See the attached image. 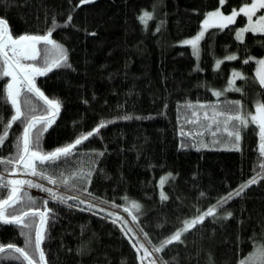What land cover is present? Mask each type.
Segmentation results:
<instances>
[{
  "label": "trees",
  "instance_id": "obj_1",
  "mask_svg": "<svg viewBox=\"0 0 264 264\" xmlns=\"http://www.w3.org/2000/svg\"><path fill=\"white\" fill-rule=\"evenodd\" d=\"M242 5V0H225L222 6L219 0H0V19L14 39L46 35L55 20L52 39L67 54L69 66L53 68L34 82L45 97L60 104L40 137V150L52 152L108 122L67 159L38 165L57 180L55 185L30 175L23 164L0 163L5 183L31 180L57 195L85 201L61 203L40 188L22 186L21 195L35 200V207L44 210L48 202L41 245L46 264H246L264 241V155L258 127L242 128L238 142L224 132L223 124L215 136L200 128L210 123L203 119L205 111H234L230 102L239 101L241 112L250 113L258 102L264 103V88L256 78L257 60L264 58V34L248 32L237 39L236 32L246 24L240 16L232 25L207 31L200 58L181 44L199 32L209 12L221 7L229 13ZM146 12L151 18L142 22ZM46 47L39 44L38 49ZM32 63L40 66L43 60ZM233 72L244 77L237 80L241 91L225 93ZM10 80L0 78V121L15 114L5 91ZM25 98L36 115L46 111L43 101L27 92L21 93L22 111H28ZM224 102L229 105L219 107ZM193 111L203 122L188 123L195 119ZM8 131L0 161L17 155L23 125L13 123ZM89 171L90 182L71 178ZM22 175L31 178H18ZM253 177L256 182L249 185ZM242 184L247 187L235 195ZM0 194L6 198L7 189L0 188ZM225 197L214 216L184 231L180 241L164 243L185 221ZM132 202L140 205L138 212L130 208ZM89 203L94 207L87 208ZM15 207H25V202ZM37 227L38 217L31 229L0 221V245L28 247L21 233L30 231L34 240ZM145 249L150 253L146 257ZM0 264L21 261L0 253Z\"/></svg>",
  "mask_w": 264,
  "mask_h": 264
},
{
  "label": "snow or ice",
  "instance_id": "obj_2",
  "mask_svg": "<svg viewBox=\"0 0 264 264\" xmlns=\"http://www.w3.org/2000/svg\"><path fill=\"white\" fill-rule=\"evenodd\" d=\"M90 2V0H81V3ZM222 6L225 0H219ZM243 7L239 10H233L230 15H223L219 10L209 12L207 18L203 21V26L205 30L208 27H215L223 29L229 24L234 23L237 15L243 14L247 17L248 26L241 28L236 32L237 39H241L243 33L251 31L252 33L264 34V13H261L259 17L253 22V17L256 13L264 9V0H242ZM149 13H144L140 17L141 21L144 22L146 19H150ZM68 21H71V16L68 17ZM57 27L55 20L52 22V27L49 29L46 35H22L18 39H14L8 30L7 23L5 20L0 19V78L11 77V81L6 84V96L7 101L10 102L12 108L15 109V114L11 115L8 121H0V146L3 145L4 141L9 135V129L12 127L13 123L20 122L23 125L22 135L17 138L16 148L17 155L12 157L9 161H0V163H15L16 165L23 164L28 172L32 176H39L42 179H46L50 184H57V180L52 176L47 175V169L41 168L38 165L53 164L61 159H67L78 145L88 140L91 136L95 135L100 131V128L106 127L108 122H101L97 128L92 131L87 132L75 139V141L64 147L55 149L52 152L44 153L40 150L39 140L44 131L47 130V125H50L52 119L49 117L55 116L59 111L60 104L58 101L50 100L44 96V94L35 86L34 79L37 75H46L48 72L52 71L53 68H58L67 65V54L63 47L52 39V32ZM204 31H201L194 39L185 40L184 43L191 45L193 53L198 55V42L203 38ZM43 44L45 46H51L50 48H45L40 50L37 45ZM41 51L43 55L41 57ZM42 59L43 63L40 66L35 64H24L22 61H36ZM228 60L237 59L236 56H228ZM246 59L244 63H248ZM221 61H217V68H219ZM260 69L257 72V79L262 88H264V59L258 61ZM233 79L229 81V89L241 91L239 88H233L232 85L235 84L236 79H243L241 73L233 72ZM27 92L31 93L38 100L43 101V104L47 106L44 113L36 115V108L31 105V101L27 98L24 99L23 104L28 108L27 112L22 111L21 107V93ZM213 95L219 97L222 95L221 92H214ZM234 105L235 110H228L227 112L218 109H213L211 115L207 111L203 113V119L210 121L205 127L212 130V135L215 136L216 132L220 129L221 124H223L225 131L229 137H234V141L238 142L241 139L240 131L242 128L248 127L250 124L256 125L259 129L260 137V152L264 155V103H257L255 106L254 113H242L241 105L239 101H231ZM187 107H193L188 105ZM204 108V105H200ZM192 116L195 119L188 120V123H199V113L196 111L192 112ZM220 118H223L222 120ZM124 119H131V117H124ZM213 124L216 125L215 130H213ZM40 125L41 127H38ZM229 125L231 130L229 131ZM184 135L185 133H181ZM203 135L202 132L197 133ZM191 135V133H188ZM103 155V153H99ZM62 175V174H61ZM91 172H77L72 174V179H79L82 181L90 182L88 179ZM163 182V181H162ZM256 182V178L253 177L248 181V184H253ZM63 183L68 185L69 180L64 179ZM27 185L28 187H37L42 191H46L54 199H57L61 203H67L68 200H78L80 204H84V200H80L76 196L64 197L63 195H57L52 189H46L43 185L34 184L31 180H18L11 179L7 180L6 183L3 182V178H0V188L7 189L6 198H0V221L5 224H15L21 229H31L32 224L35 223V218H39V227L35 229V238H31V232H22L28 238V247H17L12 243H9L6 247L0 245V253L6 254L7 258L20 260L21 264L27 262V264H46L45 253L41 245L44 240V225L46 223V217L48 216L47 201H44L45 208L40 210L35 207V200L28 197L26 193L21 195L22 186ZM247 187V185H241L239 189L236 190L235 195H240L241 191ZM86 192V189H85ZM232 194H229L231 196ZM2 196V194H0ZM26 198V200H25ZM166 199V197H163ZM229 197L217 202V205L210 207L202 215H197V217L191 221H185L184 228L177 231L170 239L166 240L165 244H171L174 241H180V237L184 231H187L190 227L195 226L197 223H202L205 217L214 216L217 207H222ZM127 199V198H126ZM25 202V207L16 209L17 204ZM72 205H69L71 207ZM94 207L91 203L87 204V208L91 209ZM13 209L11 212H7V209ZM131 209L135 211L140 210V205L132 202L130 205ZM84 210V209H81ZM102 210V209H99ZM124 211L130 212L129 208H125ZM7 213V215H6ZM131 214V212H130ZM112 215V213H108ZM229 216L231 213L228 214ZM133 220L135 217L133 216ZM115 223L116 220H113ZM123 230V229H122ZM130 231V229H129ZM135 247V245H133ZM143 248V245H141ZM31 249V250H29ZM156 252L161 249L154 248ZM18 254L11 255L8 254ZM150 255V253L145 249V257ZM143 260L144 257H141ZM259 260L261 264H264V241H261L259 246L254 249L252 255L248 258V264H253L254 261ZM152 264H156L155 261Z\"/></svg>",
  "mask_w": 264,
  "mask_h": 264
},
{
  "label": "rangeland",
  "instance_id": "obj_3",
  "mask_svg": "<svg viewBox=\"0 0 264 264\" xmlns=\"http://www.w3.org/2000/svg\"><path fill=\"white\" fill-rule=\"evenodd\" d=\"M225 4V3H224ZM223 4V5H224ZM244 5H242V6H240V7H243ZM240 7H238V8H235V10H239V8ZM217 10H219V11H221L222 13H223V15H225V16H227V15H230L231 14V12L233 11H231V12H229V13H226V12H224L223 11V9L220 7L219 9H217ZM261 13H264V9H261V10H259L257 13H256V16L255 17H253V22H255V20L259 17V15L261 14ZM240 16H244L243 14H240V15H237V17H236V19H235V22L234 23H236L237 21H238V19L240 18ZM245 17V16H244ZM207 18V15H206V17H205V19ZM204 19V20H205ZM245 19H246V24H245V26L244 27H247L248 26V20H247V17H245ZM234 23H231V24H229V25H232V24H234ZM228 25V26H229ZM243 27V28H244ZM211 28H214V27H208L206 30H205V28H204V26H203V23H202V26H201V28H200V30H199V32L196 34V35H198L201 31H204V36H205V34L207 33V31L209 30V29H211ZM249 32H251V31H249ZM246 33H248V32H246ZM246 33H243V35H242V38L241 39H239V40H243L244 39V37H245V34ZM252 33V32H251ZM257 34H259V33H257ZM196 35L195 36H193V37H190V38H186V39H184L182 42H181V44L182 45H185V46H189L190 48H191V50H192V53H193V49H192V46L191 45H187V44H185L184 43V41L185 40H189V39H194L195 37H196ZM204 36H203V38H204ZM203 38L198 42V55H195L194 53V56L196 57V58H200V46H201V42H202V40H203ZM39 47V45H37V48ZM51 47V46H50ZM262 59H264V58H261V59H258L257 60V68H256V78H257V72H258V70L260 69V65H259V63H258V61L259 60H262ZM221 61V60H220ZM33 61H22V63H24V64H34V63H32ZM217 67V66H216ZM37 76H39V75H37ZM37 76H35V79H36V77ZM35 79H34V82H35ZM233 79V76H231V78H230V80H232ZM229 80V81H230ZM237 80L238 79H236L235 80V84L234 85H232L231 87H233V88H239L240 86L238 85V83H237ZM11 81V80H10ZM257 81H258V79H257ZM259 82V81H258ZM229 87H230V85H229V82L227 83V85H226V88H225V93H229V92H235V90H228L229 89ZM258 103H260V102H258ZM223 105H229V103L228 102H224V103H222V105L221 106H219V107H222ZM231 106V105H230ZM256 106V105H255ZM255 106H254V110L252 111V112H250V113H254L255 112ZM201 122H203L202 120H199V123H201ZM209 122H205V123H202L201 125H200V128L203 130V131H205L207 128L205 127V125H207ZM228 130H230V128L228 129ZM210 132H211V130H210ZM224 132H227V131H225L224 130ZM188 133H190V132H188ZM188 133H187V135H188ZM186 136V135H185ZM190 135H188V136H186V137H189ZM202 146H204L205 145V143H202L201 144ZM222 149H225V150H229V149H231V147L230 146H223V147H221ZM221 148H219V149H221ZM23 177H25V178H31L30 177V175H22V176H19L18 178H21V179H23ZM253 253V252H252ZM251 253V254H252ZM250 254V255H251ZM140 260H141V258H140ZM241 264H244V262L243 263H241ZM246 264H248V261H247V263ZM253 264H261V262L259 261V260H256V261H254L253 262Z\"/></svg>",
  "mask_w": 264,
  "mask_h": 264
},
{
  "label": "water",
  "instance_id": "obj_4",
  "mask_svg": "<svg viewBox=\"0 0 264 264\" xmlns=\"http://www.w3.org/2000/svg\"><path fill=\"white\" fill-rule=\"evenodd\" d=\"M9 30V29H8Z\"/></svg>",
  "mask_w": 264,
  "mask_h": 264
}]
</instances>
